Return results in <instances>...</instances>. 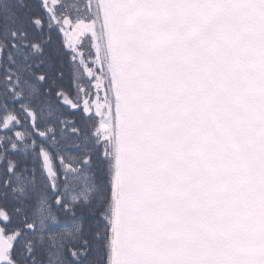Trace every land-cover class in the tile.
Returning a JSON list of instances; mask_svg holds the SVG:
<instances>
[{
    "label": "snow or ice",
    "instance_id": "snow-or-ice-1",
    "mask_svg": "<svg viewBox=\"0 0 264 264\" xmlns=\"http://www.w3.org/2000/svg\"><path fill=\"white\" fill-rule=\"evenodd\" d=\"M0 129V264H264V0H0Z\"/></svg>",
    "mask_w": 264,
    "mask_h": 264
},
{
    "label": "trees",
    "instance_id": "trees-1",
    "mask_svg": "<svg viewBox=\"0 0 264 264\" xmlns=\"http://www.w3.org/2000/svg\"><path fill=\"white\" fill-rule=\"evenodd\" d=\"M24 2L26 4H32V5H35V6L38 7L39 3H40V0H24ZM53 36L55 38L59 39V35L57 33L53 32ZM64 84L68 88V90L70 92H72V94L74 95L75 94L74 86H73L72 79H71L70 75L66 74L65 80H64ZM69 115L76 116L77 113L74 110H71V111H69ZM16 130L17 131H23V128H17ZM4 132H5V130L0 129V136L4 135ZM77 151L78 150L74 147L73 142L71 140H69L67 143L63 144V146H62V155H64V156H74V155L77 154ZM63 163H64V161H58V162H54V165L56 167H59L60 164H63ZM62 170L63 169H61V171ZM11 207H12V205L9 203L7 205V208L11 209ZM0 223L4 226V222L3 221H0ZM14 226L15 225H9L8 227H14Z\"/></svg>",
    "mask_w": 264,
    "mask_h": 264
},
{
    "label": "water",
    "instance_id": "water-1",
    "mask_svg": "<svg viewBox=\"0 0 264 264\" xmlns=\"http://www.w3.org/2000/svg\"><path fill=\"white\" fill-rule=\"evenodd\" d=\"M1 226V225H0Z\"/></svg>",
    "mask_w": 264,
    "mask_h": 264
}]
</instances>
